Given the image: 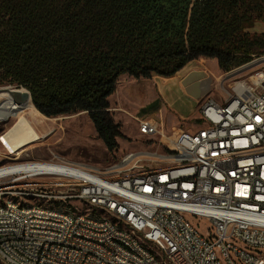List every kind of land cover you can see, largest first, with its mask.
Returning a JSON list of instances; mask_svg holds the SVG:
<instances>
[{
    "label": "built area",
    "instance_id": "2783aa9c",
    "mask_svg": "<svg viewBox=\"0 0 264 264\" xmlns=\"http://www.w3.org/2000/svg\"><path fill=\"white\" fill-rule=\"evenodd\" d=\"M245 69L223 103L204 102L197 132L167 134L162 121L136 117L151 149L106 168L55 154L0 167V194L19 192L29 203L20 212L3 200L0 264H154L138 237L160 244L161 264H264V55L228 73ZM6 131L0 144L9 150ZM24 189L74 207L73 218L41 212ZM101 213L117 214L134 236L112 232ZM191 219L206 220L209 233Z\"/></svg>",
    "mask_w": 264,
    "mask_h": 264
},
{
    "label": "trees",
    "instance_id": "16d2710c",
    "mask_svg": "<svg viewBox=\"0 0 264 264\" xmlns=\"http://www.w3.org/2000/svg\"><path fill=\"white\" fill-rule=\"evenodd\" d=\"M264 55V0H0V86L47 118L88 113L110 153L121 77H175L201 58L223 73Z\"/></svg>",
    "mask_w": 264,
    "mask_h": 264
},
{
    "label": "rangeland",
    "instance_id": "374dc122",
    "mask_svg": "<svg viewBox=\"0 0 264 264\" xmlns=\"http://www.w3.org/2000/svg\"><path fill=\"white\" fill-rule=\"evenodd\" d=\"M250 69L236 73H223L214 59L201 58L189 64L175 77L153 76L151 79L120 78L114 95L109 99L110 113L123 134L118 139V149L110 153L98 136L88 113H77L57 118H47L36 108H28L29 117L42 140L33 142L19 155H10L0 144V166L19 161L46 160L54 154L72 162H81L106 168L120 161L131 152H143L151 148L135 121L136 117L162 121L167 134L181 128L199 131L202 126L200 108L208 99L223 103L230 92V85L239 77H247ZM228 74V75H227ZM174 86V90L172 87ZM7 86H0V89ZM0 94V103L5 94ZM2 97V98H1ZM2 101V102H1ZM34 106V105H33ZM16 119L0 123V132L8 131ZM205 128V126H204ZM24 189L25 193H34ZM18 192H12L15 195ZM28 198V197H25ZM30 199V198H29ZM38 198H31L38 202ZM197 230L207 235L206 220L191 219ZM157 251L159 246L152 245Z\"/></svg>",
    "mask_w": 264,
    "mask_h": 264
},
{
    "label": "bare ground",
    "instance_id": "6f19581e",
    "mask_svg": "<svg viewBox=\"0 0 264 264\" xmlns=\"http://www.w3.org/2000/svg\"><path fill=\"white\" fill-rule=\"evenodd\" d=\"M174 90V86L172 87ZM21 94L25 93L24 90L20 91ZM1 94V93H0ZM5 101L0 103V123L9 120L10 118L16 119L12 127L6 131L2 136L4 144L8 147L9 150H6L10 155L15 154L19 155L24 151L28 146L33 142L42 140L41 135L37 132L35 126L26 115V110L28 108L35 109L33 103L28 99L25 103L19 104L15 97L9 93V91H4ZM2 98V97H1ZM259 161H264V153H259ZM6 165L0 166L5 167ZM20 168L13 167L9 171H15ZM34 193H25L23 192V198L28 197L38 198V202L32 204H40V211L45 213H56L59 217L62 218H73L74 216V207L66 205L63 202H45V195L38 194V190L33 191ZM29 199V200H30ZM13 203V209L20 212H29V203H21V195L16 193L15 195L12 192H4L3 195L0 194V210H4V202ZM101 222L108 225V228L114 233H120L123 237H133L134 229H132L127 224L119 223L117 214L114 213H101ZM160 244L155 243V241L148 239L146 237L136 238V245L139 249H144L149 252H153L154 264H161L162 261V251L161 249L157 251L152 247V245ZM37 259H44L43 250H36ZM4 262H11V253H4Z\"/></svg>",
    "mask_w": 264,
    "mask_h": 264
},
{
    "label": "water",
    "instance_id": "95a60500",
    "mask_svg": "<svg viewBox=\"0 0 264 264\" xmlns=\"http://www.w3.org/2000/svg\"><path fill=\"white\" fill-rule=\"evenodd\" d=\"M21 90H24L25 93L21 94L20 93ZM4 91H9V93H11L15 97V99L20 105L25 103L28 99L31 100L30 92L24 88H18L15 86H7V87H3L0 89V93Z\"/></svg>",
    "mask_w": 264,
    "mask_h": 264
}]
</instances>
